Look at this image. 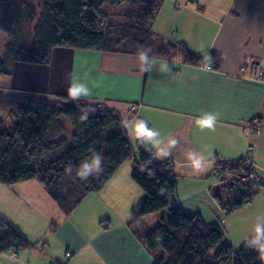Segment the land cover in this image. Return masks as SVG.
I'll return each mask as SVG.
<instances>
[{
    "label": "crops",
    "instance_id": "obj_1",
    "mask_svg": "<svg viewBox=\"0 0 264 264\" xmlns=\"http://www.w3.org/2000/svg\"><path fill=\"white\" fill-rule=\"evenodd\" d=\"M151 27L157 36L178 39L198 54L217 53L219 67L205 72V65L186 64L178 56H155L158 64L166 61L171 71L149 73L141 70L138 55L57 47L48 64L12 63L18 66L10 74H0V116H7L16 104L46 97L34 96V90L66 94L72 78L78 77L91 90L81 100L110 105L120 115L125 112L130 121L143 119L159 131V147H144L157 160L169 162L174 197L185 212L215 224L223 236L225 219L246 216L248 227L243 220L235 231L237 238L247 236L256 217L264 214V84L248 77L250 57L264 65V0H164ZM203 112L220 113L215 131L196 125L195 119ZM251 125L259 131L249 130ZM128 132L136 145L141 144ZM172 139L177 143L169 147ZM248 144L252 146L250 164L257 192L232 208L223 186L229 177L222 180L227 171L217 167V162L242 158ZM161 149L171 154L160 156ZM192 150L204 157V171L197 172L186 160V153ZM36 181L15 183L21 188H10L8 193L9 204L21 211L24 223L36 227V234L28 238L20 223L7 220L33 246L1 252L0 264H152L150 250L131 232L129 221L112 228L108 212L97 207L92 208V216L77 214L90 206L87 196L64 214ZM34 183L37 188H27L36 186ZM142 194L133 188L125 199L119 190L118 205L132 202L130 210H134ZM165 213L162 209L149 215ZM66 251L72 252L70 258Z\"/></svg>",
    "mask_w": 264,
    "mask_h": 264
},
{
    "label": "trees",
    "instance_id": "obj_2",
    "mask_svg": "<svg viewBox=\"0 0 264 264\" xmlns=\"http://www.w3.org/2000/svg\"><path fill=\"white\" fill-rule=\"evenodd\" d=\"M164 0H0V31L5 44L0 56V74H10L7 64H48L54 48H72L138 55L151 49L155 57L178 56L183 63L205 65L207 54H198L175 38H161L152 30V21ZM127 3L124 12L110 13L103 4ZM213 57L217 69L221 57ZM88 112V119L80 116ZM117 109L102 102L74 103L68 96L30 99L16 104L7 117L0 116V183L11 185L36 179L50 199L64 213H70L89 193L98 191L118 167L132 155V146L117 116ZM120 115V113H119ZM65 117L73 126L71 144L60 154L49 153L65 142ZM138 145L132 179L141 187L137 217L162 209L160 223L131 232L149 251L160 250L152 264H264L255 250L239 248L224 240L222 231L198 214L185 212L176 202L175 181L167 160H157L150 149ZM103 156V172L96 180H81L76 168L90 158L89 149ZM71 165V173L67 171ZM227 171L222 178L232 208L256 194L254 181L240 177L253 171L247 160L219 161ZM133 223V222H131ZM33 246L0 215V253L18 252ZM65 264V263H64Z\"/></svg>",
    "mask_w": 264,
    "mask_h": 264
},
{
    "label": "rangeland",
    "instance_id": "obj_3",
    "mask_svg": "<svg viewBox=\"0 0 264 264\" xmlns=\"http://www.w3.org/2000/svg\"><path fill=\"white\" fill-rule=\"evenodd\" d=\"M36 1L37 0H30V2H32L34 4H37ZM126 6H127V3H122V4H119L117 6H110V5L105 3L102 5L101 8L107 12H110V13H122V12H124V9L126 8ZM154 36H156V34ZM157 39L158 38L156 36V44L153 42L154 47H157L160 43V40L157 42ZM4 44H5V35H3V33L0 31V56L2 55ZM76 50H78V49H76ZM66 55L68 56V53ZM76 58H77V55H76ZM57 59H59V57H57ZM16 66H18V64H10V65L7 64V67L12 71L15 69ZM27 69L24 70L23 72L27 71ZM40 71H41V75H42V70L40 69ZM34 93H37V94H34V96L38 97V96L44 95V96H46L45 98H47V99H52V98H55V96L60 95V94H48L47 91H43V93L40 94L41 91H37V90H34ZM61 95L68 96L67 93L61 94ZM89 103H92V102H89ZM118 108L121 109V107L119 105H118ZM116 114L122 120H124V119L129 120L127 118V114L125 112L123 114L121 113V115H119L118 112H116ZM130 115H133V113H130ZM61 120L66 127L65 142L60 147L55 149L54 151H51L49 153V157H54V156L60 154L65 149H67L71 144V136L74 132V128H73L72 124L65 117L62 116ZM130 133L132 134L131 131H130ZM126 136L129 137L128 130H127ZM129 138L131 139L130 144L132 146V155L130 156V158L127 159L126 161H124L120 165L121 167H118L119 169H117L112 174V176L109 178L108 182H105V184L101 187V188H103V190L99 189V190H101L100 192H98L99 190L95 191V192H91L87 195L86 198L84 197L85 199H87L90 206L84 207V209H79L77 211L78 212L77 214L82 213L85 216H92V208L97 207L98 209H102V210H105L106 212H108L107 215H109V216L107 217V219L111 220L112 228L120 226V225L122 226L126 221L127 222L129 221V223H128L129 228L130 227L132 228L131 225H134L137 230H140L141 228H143L145 226L151 228V227L158 225L160 223V218H161L162 214H160V215L154 214V216L153 215H147V216H143V217H137V209L135 208L134 210H130L132 202L129 203L128 201H126V202H124L123 206L118 205V204H120V201L118 200L119 190L121 191V193L125 197V199L130 198V196L132 195V194L130 195V193H131V190H133V188H138L140 195L142 193L141 187L132 179V176H131V171L134 167V158H135L134 152L136 155L138 152V145H136V143L134 142V137H129ZM97 177L98 176L93 177V180H96ZM34 184L36 185L37 183H34ZM3 188H5V189H3ZM10 188H21V187H18V185H15V184L5 185V184L0 183V215L5 220H7V218H8V219H11L12 221H14L16 223H20L18 225H20V227L23 229V231L25 232L27 237L31 238L36 234V227L31 225L30 223H24L20 218L21 211L16 210V208H14L15 206L13 205V203L9 204L8 193L11 194ZM27 188H37V185L36 186L31 185V187H27ZM221 198H222V195H221ZM128 212H129V214H128ZM243 220H244V227H248V225L250 224V221L249 220L247 221L246 216L242 217L240 215L230 216L229 218L225 219L224 224H223L224 227H226L225 228L226 234H224L225 235L224 237H227L229 239V241H231L230 245H232V248H234V249L239 248L245 244L243 239L246 236L239 235L240 238H237L236 237L237 236L236 231H235L236 226L238 224H240L241 221H243ZM108 221H107V223H109ZM131 222H133V223H131ZM102 224L105 225L106 222H102ZM218 225H221V224L218 223ZM50 226L51 225H49V227ZM17 230L20 233H22L19 229H17ZM41 232H42V230L40 231V234H41ZM26 235H25V237H26ZM224 240H225V238H224ZM118 243H120L119 240H118ZM150 252H151V256H153V261H154V258L155 257L157 258L161 253L159 248L154 249L153 251H150Z\"/></svg>",
    "mask_w": 264,
    "mask_h": 264
},
{
    "label": "clouds",
    "instance_id": "obj_4",
    "mask_svg": "<svg viewBox=\"0 0 264 264\" xmlns=\"http://www.w3.org/2000/svg\"><path fill=\"white\" fill-rule=\"evenodd\" d=\"M150 52L151 49H142L138 53V58L142 66L141 70L143 72L150 73L154 69L160 71L161 73H168L171 71V66L166 61L158 64L155 57L149 54ZM212 63L213 57L210 53H208L203 71L211 72ZM96 86H99V84L97 83ZM66 92L70 100L74 103L81 99H87L91 94L89 87L85 83L80 82L79 78L75 76L70 81ZM219 116L220 113L203 112L195 119V123L201 130L208 129L210 131H215ZM87 119L88 111L86 110L81 114L80 120L86 121ZM122 126L126 130H130L134 133L136 139L140 141L141 146L149 145L151 147H159L162 143L159 139V131L150 128L148 126V122L143 119L136 118L134 121L124 119L122 120ZM168 143L169 147H174L177 141L172 139ZM89 152L90 158L86 159L76 168V175L81 180H87L90 176L96 177L103 172L102 154L91 148L89 149ZM170 154V151L165 149H161L159 152L160 156H168ZM186 160L197 172L205 170L204 157L196 151L192 150L187 152ZM72 170V166L69 165L67 171L71 173ZM244 243L247 247L255 250L262 258H264V214H260L256 217V221L251 232L244 238Z\"/></svg>",
    "mask_w": 264,
    "mask_h": 264
},
{
    "label": "built area",
    "instance_id": "obj_5",
    "mask_svg": "<svg viewBox=\"0 0 264 264\" xmlns=\"http://www.w3.org/2000/svg\"><path fill=\"white\" fill-rule=\"evenodd\" d=\"M248 77L253 81L262 82L264 84V65L261 64L260 61H258L256 58L250 57L248 60ZM248 129L253 130V132L259 131V129L257 127L255 128L253 125H251V127H249ZM251 150H252V146L248 144L246 147V151L242 156V158L247 160L248 162H250ZM253 175L254 173L252 171L248 172L247 174L242 175L240 177V180L246 181L248 179H252ZM65 254L68 258L72 256L71 251H66ZM60 264H64V263H60Z\"/></svg>",
    "mask_w": 264,
    "mask_h": 264
}]
</instances>
